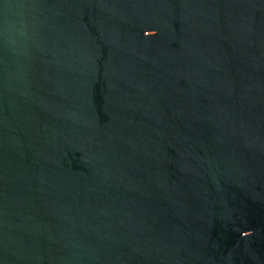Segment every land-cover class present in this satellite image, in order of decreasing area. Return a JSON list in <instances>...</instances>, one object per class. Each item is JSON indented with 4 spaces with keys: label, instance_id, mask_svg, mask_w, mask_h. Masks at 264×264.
Wrapping results in <instances>:
<instances>
[{
    "label": "water",
    "instance_id": "1",
    "mask_svg": "<svg viewBox=\"0 0 264 264\" xmlns=\"http://www.w3.org/2000/svg\"><path fill=\"white\" fill-rule=\"evenodd\" d=\"M0 264H264V0H0Z\"/></svg>",
    "mask_w": 264,
    "mask_h": 264
}]
</instances>
